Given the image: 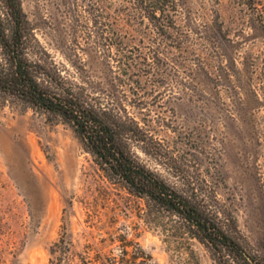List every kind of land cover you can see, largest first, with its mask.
<instances>
[{"label":"rangeland","instance_id":"rangeland-1","mask_svg":"<svg viewBox=\"0 0 264 264\" xmlns=\"http://www.w3.org/2000/svg\"><path fill=\"white\" fill-rule=\"evenodd\" d=\"M22 4L36 36L58 60L74 58L76 43L84 60L94 57L91 30L84 28L90 22L73 18L60 0ZM219 10L227 34L223 50L197 51L212 62L215 77L206 70L195 78L177 75L171 93L159 100L169 117L162 134L177 164L217 171L220 198L235 217L245 252L253 264H264V0H220ZM211 20L193 17L199 31ZM124 232L153 263L219 264L170 218L149 214L142 200L102 178L69 125L0 99V264H52L51 249L62 239L71 249L61 264H83L84 258L92 264L101 248L108 260L119 259L111 239ZM231 264L245 263L236 256Z\"/></svg>","mask_w":264,"mask_h":264},{"label":"trees","instance_id":"trees-1","mask_svg":"<svg viewBox=\"0 0 264 264\" xmlns=\"http://www.w3.org/2000/svg\"><path fill=\"white\" fill-rule=\"evenodd\" d=\"M60 1L73 18L91 23L84 28L91 30L87 40L94 57L84 60L76 43L74 58L58 60L36 36L22 0H0V99L69 125L102 178L142 200L149 214L170 218L177 231L203 243L219 264H231L236 256L253 264L235 217L220 198L217 171L177 164L171 141L162 134L169 117L159 100L171 93L177 75L195 78L199 70L214 75L212 62L197 51L224 48L220 0ZM195 14L212 20L199 31ZM111 241L120 248V258L108 260L101 248L92 264H158L125 232ZM70 249L69 241L56 242L52 264H61Z\"/></svg>","mask_w":264,"mask_h":264},{"label":"water","instance_id":"water-1","mask_svg":"<svg viewBox=\"0 0 264 264\" xmlns=\"http://www.w3.org/2000/svg\"><path fill=\"white\" fill-rule=\"evenodd\" d=\"M246 257L248 258L249 261L252 262V258L248 254H246Z\"/></svg>","mask_w":264,"mask_h":264}]
</instances>
